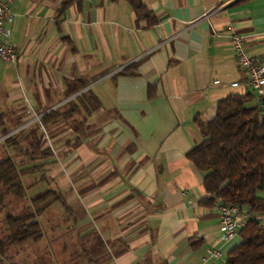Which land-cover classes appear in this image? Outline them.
<instances>
[{"label": "crops", "instance_id": "1", "mask_svg": "<svg viewBox=\"0 0 264 264\" xmlns=\"http://www.w3.org/2000/svg\"><path fill=\"white\" fill-rule=\"evenodd\" d=\"M5 1L17 62L0 65V124L43 128L35 186L61 194L81 254L93 241L110 264H225L236 240H220L186 154L221 100L253 95L232 36L264 63V0H142L152 27L125 0ZM50 113L67 116L43 126ZM209 250L221 257L203 262Z\"/></svg>", "mask_w": 264, "mask_h": 264}, {"label": "trees", "instance_id": "2", "mask_svg": "<svg viewBox=\"0 0 264 264\" xmlns=\"http://www.w3.org/2000/svg\"><path fill=\"white\" fill-rule=\"evenodd\" d=\"M125 1L133 10L136 24L145 22L148 27L157 24L142 0ZM129 71L128 67L121 73L129 74ZM254 98L230 95L221 100L215 117L202 128V142L186 154L187 160L203 175L207 194L201 201L203 206H233L249 215L225 264H264V220L259 219L264 218V112L259 105L254 106ZM63 116L67 115L50 113L41 124H56ZM10 133L5 130L2 134L3 141L13 146L15 154L14 159L8 157L0 162V211L8 199L25 198L29 187L24 184V178L35 174L43 178L47 165L43 161L47 150L40 149L36 135L21 132L17 141V134ZM20 141H26L27 146ZM54 204L65 207L59 192L46 190L31 200L21 217L7 215L4 224L8 235L6 242H0V257L5 245L40 242L44 232L39 218ZM0 264L13 263L0 258Z\"/></svg>", "mask_w": 264, "mask_h": 264}, {"label": "rangeland", "instance_id": "3", "mask_svg": "<svg viewBox=\"0 0 264 264\" xmlns=\"http://www.w3.org/2000/svg\"><path fill=\"white\" fill-rule=\"evenodd\" d=\"M2 129L10 130L9 135L17 134L15 135L17 141L20 139L19 126L15 125L14 120L10 119L5 125L0 124V162L8 157L14 159L15 154L13 146H7L3 141L5 137H2ZM44 133L41 126L31 131L32 136L36 135L40 143L45 136ZM23 143L24 146H27L26 141ZM40 149H44L43 146ZM15 161L20 162V159L15 158ZM40 176V174H35L24 178V184L29 187L25 198H10L5 201L3 209L0 211V242H6L8 235L4 224L5 217L7 215L21 217L26 213L31 200L49 189L43 181L35 186ZM259 219L263 220V218ZM39 222L44 232V238L40 242L24 246L5 245L0 258L13 264H110L109 250L99 242L92 241L87 248V254H81L79 247L81 244L76 240L75 233L68 231L63 226V211L60 205L54 204L53 207H50L39 218ZM238 241L239 239H236L234 245Z\"/></svg>", "mask_w": 264, "mask_h": 264}, {"label": "built area", "instance_id": "4", "mask_svg": "<svg viewBox=\"0 0 264 264\" xmlns=\"http://www.w3.org/2000/svg\"><path fill=\"white\" fill-rule=\"evenodd\" d=\"M13 21L14 16L10 12L9 2L0 0V65H14L17 62L13 47L5 41V24ZM232 49L235 52L238 65L246 74L253 96L264 112V63L245 53L243 38L240 35L232 36ZM217 210L220 214L221 223L220 240L229 243L238 239L239 232L245 226L249 215L233 206L218 205ZM220 257L221 253L218 250H209L203 262L207 263Z\"/></svg>", "mask_w": 264, "mask_h": 264}]
</instances>
